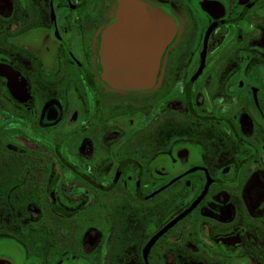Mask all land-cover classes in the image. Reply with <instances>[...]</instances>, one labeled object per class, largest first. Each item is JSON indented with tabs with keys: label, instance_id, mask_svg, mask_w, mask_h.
I'll list each match as a JSON object with an SVG mask.
<instances>
[{
	"label": "flooded vegetation",
	"instance_id": "flooded-vegetation-1",
	"mask_svg": "<svg viewBox=\"0 0 264 264\" xmlns=\"http://www.w3.org/2000/svg\"><path fill=\"white\" fill-rule=\"evenodd\" d=\"M124 2L173 26L113 46L142 88ZM0 264H264V0H0Z\"/></svg>",
	"mask_w": 264,
	"mask_h": 264
},
{
	"label": "water",
	"instance_id": "water-1",
	"mask_svg": "<svg viewBox=\"0 0 264 264\" xmlns=\"http://www.w3.org/2000/svg\"><path fill=\"white\" fill-rule=\"evenodd\" d=\"M149 29V30H148ZM173 34L170 20L163 19L136 2H124L117 22L104 36L103 63L105 79L118 88H142L152 66L146 67L148 53H160L165 47H113L133 44L160 43L167 45ZM149 49V52H147ZM149 78V79H148Z\"/></svg>",
	"mask_w": 264,
	"mask_h": 264
}]
</instances>
